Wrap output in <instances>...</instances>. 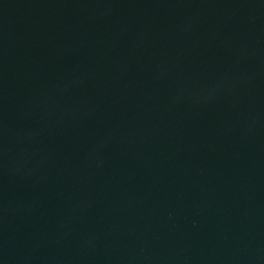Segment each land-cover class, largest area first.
<instances>
[{
  "label": "water",
  "instance_id": "95a60500",
  "mask_svg": "<svg viewBox=\"0 0 264 264\" xmlns=\"http://www.w3.org/2000/svg\"><path fill=\"white\" fill-rule=\"evenodd\" d=\"M0 264H264V0H0Z\"/></svg>",
  "mask_w": 264,
  "mask_h": 264
}]
</instances>
